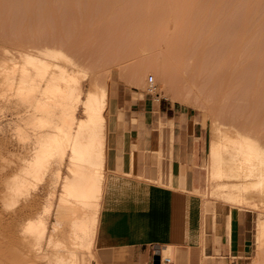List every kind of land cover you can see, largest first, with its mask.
<instances>
[{
  "label": "rangeland",
  "instance_id": "1",
  "mask_svg": "<svg viewBox=\"0 0 264 264\" xmlns=\"http://www.w3.org/2000/svg\"><path fill=\"white\" fill-rule=\"evenodd\" d=\"M29 55L40 62L30 64ZM59 68L81 80L80 94L49 88L65 81ZM96 86L105 89V118L115 94L119 104H128L125 89L132 99L166 98L188 108L207 128L210 144L238 134L264 151V0H0V264H69L56 259L62 251L90 264L113 263L98 257L92 245L47 243L60 221L56 205L68 175V147L46 156L41 176L27 177L33 181L28 192L7 202L40 141L56 126H67L68 115L85 117L81 100ZM248 195L251 203L238 204L253 207L257 217L253 250L243 264H263L264 244L258 246L256 237L264 223V190ZM39 219L46 235L35 248L25 229ZM163 255L177 264L170 247H163Z\"/></svg>",
  "mask_w": 264,
  "mask_h": 264
},
{
  "label": "crops",
  "instance_id": "2",
  "mask_svg": "<svg viewBox=\"0 0 264 264\" xmlns=\"http://www.w3.org/2000/svg\"><path fill=\"white\" fill-rule=\"evenodd\" d=\"M123 94L128 104L115 94L106 106L92 250L112 264H152L154 245L170 247L177 264L245 263L257 211L210 178L207 128L178 102Z\"/></svg>",
  "mask_w": 264,
  "mask_h": 264
},
{
  "label": "bare ground",
  "instance_id": "3",
  "mask_svg": "<svg viewBox=\"0 0 264 264\" xmlns=\"http://www.w3.org/2000/svg\"><path fill=\"white\" fill-rule=\"evenodd\" d=\"M27 62L37 64L40 62V59L29 55ZM52 73L56 72L53 71ZM57 73L63 75L65 81L63 83H50V89L67 93H81V80L75 78L73 72L59 68ZM105 94V89L100 86L87 91L85 97L81 100L85 117L76 119L75 121L72 114L68 115L65 118V121L68 122L67 126H56L54 131L40 141L33 159L26 166H22L23 174L15 178L9 189L10 194L7 202L14 203L19 194L23 192L25 195L28 192L26 190L28 185L33 184V181L28 179V176L34 179H38L41 176L45 164L48 158H50L46 156L53 154L57 150H60V153L62 152L63 154L65 148H69L71 157H69L70 163L66 166L68 175L62 182L61 195L56 205L60 221L58 224H54L52 233L47 238L48 245L52 247L83 249L91 247L92 234L101 196L103 167V157L101 156L104 140L103 127L105 116L103 109ZM73 122L75 123V130H71ZM219 130L223 129L220 128ZM223 133H225L224 130ZM223 133L221 132L220 134ZM226 133L223 136H226ZM223 136L221 135L222 140L224 139ZM225 154L229 155V157H225ZM88 155L90 157H86ZM209 157V176L213 179L212 181L226 180L218 184V191L219 189L222 190L221 193L225 199L234 203L242 201L251 203L252 201L248 193L251 190H264V151L256 146V142H251L238 134L229 140L225 139L221 142L212 141ZM239 166L240 168L243 166L242 169H245L246 173H240L237 170ZM238 176H245L244 179L248 176L251 178L248 180L249 182L231 181V177L235 178ZM25 233L31 235L32 245L35 248H39L46 235V224L41 219L28 223ZM256 238H258V246L264 244L263 222L258 224ZM62 252V254H57V260H67L69 264H90L86 260L80 261L74 252ZM161 255L163 257L166 256L163 255V248Z\"/></svg>",
  "mask_w": 264,
  "mask_h": 264
},
{
  "label": "built area",
  "instance_id": "4",
  "mask_svg": "<svg viewBox=\"0 0 264 264\" xmlns=\"http://www.w3.org/2000/svg\"><path fill=\"white\" fill-rule=\"evenodd\" d=\"M146 85H147L148 92L152 93L155 89L153 76L149 75L146 78ZM171 263H172V260L170 257H168V256L163 257L160 253V264H171Z\"/></svg>",
  "mask_w": 264,
  "mask_h": 264
},
{
  "label": "water",
  "instance_id": "5",
  "mask_svg": "<svg viewBox=\"0 0 264 264\" xmlns=\"http://www.w3.org/2000/svg\"><path fill=\"white\" fill-rule=\"evenodd\" d=\"M152 264H160V250L158 245L152 247Z\"/></svg>",
  "mask_w": 264,
  "mask_h": 264
}]
</instances>
